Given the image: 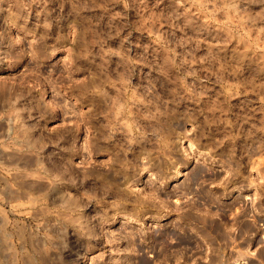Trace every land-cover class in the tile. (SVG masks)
<instances>
[{"label":"rangeland","instance_id":"obj_1","mask_svg":"<svg viewBox=\"0 0 264 264\" xmlns=\"http://www.w3.org/2000/svg\"><path fill=\"white\" fill-rule=\"evenodd\" d=\"M0 264H264V0H0Z\"/></svg>","mask_w":264,"mask_h":264},{"label":"bare ground","instance_id":"obj_2","mask_svg":"<svg viewBox=\"0 0 264 264\" xmlns=\"http://www.w3.org/2000/svg\"><path fill=\"white\" fill-rule=\"evenodd\" d=\"M186 186V185H185ZM187 188V187H186Z\"/></svg>","mask_w":264,"mask_h":264}]
</instances>
